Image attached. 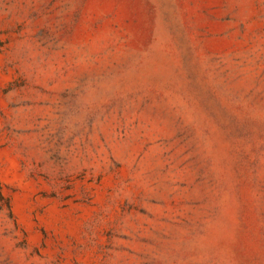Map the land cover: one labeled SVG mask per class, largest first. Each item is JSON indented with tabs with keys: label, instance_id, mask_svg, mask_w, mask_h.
<instances>
[{
	"label": "rangeland",
	"instance_id": "obj_1",
	"mask_svg": "<svg viewBox=\"0 0 264 264\" xmlns=\"http://www.w3.org/2000/svg\"><path fill=\"white\" fill-rule=\"evenodd\" d=\"M0 264H264V0H0Z\"/></svg>",
	"mask_w": 264,
	"mask_h": 264
}]
</instances>
